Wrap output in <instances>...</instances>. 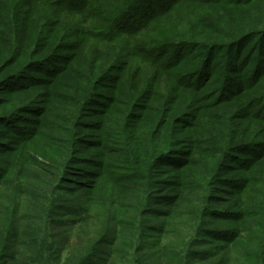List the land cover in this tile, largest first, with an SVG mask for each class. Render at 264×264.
I'll return each mask as SVG.
<instances>
[{"label":"trees","instance_id":"1","mask_svg":"<svg viewBox=\"0 0 264 264\" xmlns=\"http://www.w3.org/2000/svg\"><path fill=\"white\" fill-rule=\"evenodd\" d=\"M36 1L0 0V264H264V86L250 93L264 83V0H46L99 20L109 46L143 39L80 74L50 124L15 100L37 84L31 71L53 79L73 61L70 28L57 41L60 18L36 27ZM145 63L177 81L137 80L125 104L119 81ZM114 82L113 117L82 135L81 111ZM261 97L253 122L246 102Z\"/></svg>","mask_w":264,"mask_h":264},{"label":"rangeland","instance_id":"2","mask_svg":"<svg viewBox=\"0 0 264 264\" xmlns=\"http://www.w3.org/2000/svg\"><path fill=\"white\" fill-rule=\"evenodd\" d=\"M1 1L6 2L9 0H1ZM106 1L107 0H95L93 2V7L94 5L103 6ZM111 1L112 2H110L109 0V2H107V7H109L111 4L113 5V2L114 4H118L117 1L114 0ZM35 4H36V8L38 9L37 10L38 17H40L37 25L35 24L36 27L43 24L52 25L53 22L56 21L55 18L58 17L62 20V22L58 27L59 33L57 34V37L59 39L57 41L64 40V38L67 37V35L70 32H71L70 34L72 35L67 39L68 42H71V44L68 48V51L66 52H69L68 54L71 55V59H73V61L67 63L66 70L60 75H58L57 78H53V79L50 76H47L46 74L40 75L39 71L36 70L31 71L32 78L38 81L36 82L37 84H34L27 91L18 92L19 94L16 95V99H15L17 104L20 105L26 104L24 109L25 111L20 112V114L24 116V118L32 119V120H35L37 118L36 120H41L42 123L44 124H50L57 121L56 117L59 109L62 110L63 107L66 108V105H71V103H74L76 96L75 93L78 92V88H80V82H81L80 78H82L80 77V74H84L87 71L89 72L90 69H88V67H91L92 65L96 66L99 60L103 61L100 63V66L102 68H106L109 66L110 62H113L114 59L126 58V56L130 52V49L135 47V43L138 44L142 43L141 41H143V39L140 36L127 37L126 43L123 46L119 48L109 46L108 44H106V42L102 41L98 35L102 24L96 18L94 19V18L86 17V20H82L83 16L74 15L67 11L62 12V14H60L59 12L57 13L54 7H52V5H50L46 0H38L36 1ZM88 12H90V9ZM1 14L2 11L0 9V15ZM173 20L174 19H171L172 24H173ZM66 26L67 28L69 27L71 30L69 33H67L66 29H64ZM5 31H6V19L4 21V26L3 27L0 26V34L4 35ZM155 35L159 36L158 34ZM66 49L67 48L65 47H59L57 50L60 53H62L65 52ZM152 51H159L161 52V54L165 53L159 49L157 50L153 49ZM77 62L78 64L75 65ZM99 67H96V70ZM77 68H80L81 70H83V72L82 71L80 73L76 72ZM127 72L128 73L125 74L126 76L124 77V79L119 81V84L121 86L120 90H122L123 92L125 104L134 101V99L132 98L134 96V92L136 91L135 84L137 80L142 84L143 79L145 78H150V77L151 78L153 77L155 79L163 78L162 82L161 81L159 82V85H162V87H159L161 91H164L163 89L165 87L166 88L168 86L173 87L175 82L177 81L176 74L174 73L173 70L168 72L167 75H162L159 77L158 70L151 63H145L142 66L141 74H139L140 72L137 73L134 70ZM38 77L40 79H38ZM117 84L118 83L114 82L112 86L101 87L100 88V92L102 93L101 97L100 96L95 97V101L93 102V105L91 107H87L85 105V109L81 111L79 121H80V126L83 127L84 125H86L88 126V128L83 129L82 127H80L82 131V135L92 136L95 134L94 131L96 130L104 131L107 123L111 120V117H113L111 108L114 107L111 104V102L109 103V101L117 94L116 91L119 89V85ZM257 85L258 88L252 90L250 92L251 94L258 93L262 88V86H264V83L262 81L257 83ZM93 86L94 84L90 81L89 85L87 84L83 88V90L87 91L88 97L89 94H91V88H93ZM57 98H58V102H57L58 105H56V108L58 109L55 111V113L43 115L44 114L43 112L39 116L36 114V112L39 111L40 107H45L46 109L49 107H53V103L56 102ZM120 100L119 101L122 102V99ZM261 101H263L262 97L259 98V101L246 102L250 104L253 103V105L249 104L250 118L253 120V122L258 120L257 112L260 109ZM113 104L116 107L119 105V103H113ZM64 110H67V108ZM66 112L69 111L67 110ZM211 113H213V111H209V110H203L202 113L201 112L196 113V116H200L199 121L196 120V122H198V127L202 121H206L208 118H210ZM78 115L79 112H77V108H74L72 117L75 118V120H77ZM66 116H68V113L66 114ZM3 130L6 129L3 128ZM6 135H7L6 138H9L15 136V133L14 132L6 133ZM62 137L65 138V136Z\"/></svg>","mask_w":264,"mask_h":264}]
</instances>
